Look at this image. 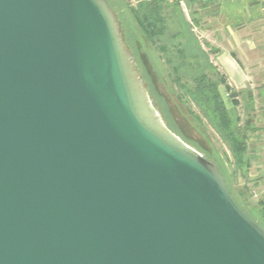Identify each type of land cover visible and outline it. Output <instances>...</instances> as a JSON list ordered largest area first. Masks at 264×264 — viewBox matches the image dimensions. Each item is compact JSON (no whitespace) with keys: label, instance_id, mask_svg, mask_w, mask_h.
I'll return each instance as SVG.
<instances>
[{"label":"water","instance_id":"obj_1","mask_svg":"<svg viewBox=\"0 0 264 264\" xmlns=\"http://www.w3.org/2000/svg\"><path fill=\"white\" fill-rule=\"evenodd\" d=\"M0 264H264L107 0H0Z\"/></svg>","mask_w":264,"mask_h":264},{"label":"rangeland","instance_id":"obj_2","mask_svg":"<svg viewBox=\"0 0 264 264\" xmlns=\"http://www.w3.org/2000/svg\"><path fill=\"white\" fill-rule=\"evenodd\" d=\"M107 1L123 24L127 41L139 63L143 82L155 101V107L161 110L169 129L220 168L239 206L264 228V218L260 212V202L264 204V102L259 95L262 91L260 87L264 85V48L250 53V68L246 67V60L239 57L245 63V68L231 73L224 66L227 59L218 55V52L230 54L233 44L227 40L225 26L221 24L220 30H217L219 26L213 25L217 7L213 1H204L203 5L194 2L189 7L187 1L191 0H181L180 4L177 0H167L164 12L167 34L159 44L149 42L134 20L130 8L136 7L138 0ZM217 22H221V19L218 18ZM257 28L256 24L249 25L247 30L239 32L238 29L235 34L254 35ZM259 30L264 33L262 27ZM261 44L264 45V38ZM161 46L166 49H160ZM232 61L236 63L235 60ZM201 73H207L214 80L223 75L228 78L230 85L244 93L239 98L241 105L233 109L224 87H220L226 101H229L232 117L239 118V125H244L250 113L254 117L252 127L257 130L248 131V152L245 156L248 166H238L229 145L219 137L208 119L189 98L185 99L183 105L178 102L177 97H183L184 92L176 83V75L181 76L183 84H191L192 77ZM248 91L256 96L255 110L250 112L245 107ZM188 109L200 115L203 124L190 116Z\"/></svg>","mask_w":264,"mask_h":264},{"label":"trees","instance_id":"obj_3","mask_svg":"<svg viewBox=\"0 0 264 264\" xmlns=\"http://www.w3.org/2000/svg\"><path fill=\"white\" fill-rule=\"evenodd\" d=\"M196 1L197 0H191V2L187 1L189 3V7H191ZM181 2V0H177V3L180 4ZM166 7L167 0H138L137 6L130 8L138 28L141 30L145 38L153 44H159L161 39L167 34V19L164 15ZM162 48L164 47L161 46L160 49ZM175 72L178 73L177 70ZM176 83L179 85L181 91L184 92L183 97H177L178 102L183 105L185 99L189 98V100L199 108L201 114L206 119H208L210 125L219 135V137L229 145L230 151L232 152L235 162L238 164V166H248V164L245 162V156L248 152V131L257 130L256 128L252 127L254 117L251 116L250 113L244 125L241 126L239 125V118L234 119L232 117L231 109L228 106V102L230 101L233 109L239 107L241 105L239 98L244 93L234 89L228 83V78L223 75H219L218 79L214 80L207 73H201L192 77L191 84H183L181 76L177 74ZM221 86H223L226 91V94L229 98L228 102L220 90ZM246 95L247 97H245V107L249 112L254 111L256 105V96H254L250 91H248V94ZM259 95L262 96V101L264 102V90L260 91ZM187 112L198 123L203 124L202 117L200 115H197L190 109H188ZM235 202L237 203L236 200ZM260 203V212L264 218V204L263 202Z\"/></svg>","mask_w":264,"mask_h":264},{"label":"crops","instance_id":"obj_4","mask_svg":"<svg viewBox=\"0 0 264 264\" xmlns=\"http://www.w3.org/2000/svg\"><path fill=\"white\" fill-rule=\"evenodd\" d=\"M204 1H213V3L216 4V12L214 13L215 22L213 25L219 26L217 30H220L221 24L223 27L225 26L224 29L228 34L227 40L233 44L234 49L232 48L230 54H225L222 51L218 52V55H222L227 59V63L224 64L226 70L231 73H237L239 69L242 70L245 68L243 65L245 63H243L239 57H243L247 62L246 67L250 68L248 64L250 53L252 54L264 48V45L261 44L264 33H261L259 30L261 27L264 30V0H197L195 3L203 5ZM218 18L221 19V22H217ZM253 24L259 27L257 28L258 31L256 34L252 35L251 33H247L246 35L239 36L235 34L238 29L239 32H242L247 30L249 25ZM232 60H235L236 65ZM233 88L235 89V87ZM260 89L264 90V85L261 86Z\"/></svg>","mask_w":264,"mask_h":264},{"label":"built area","instance_id":"obj_5","mask_svg":"<svg viewBox=\"0 0 264 264\" xmlns=\"http://www.w3.org/2000/svg\"><path fill=\"white\" fill-rule=\"evenodd\" d=\"M216 1H223V0H216Z\"/></svg>","mask_w":264,"mask_h":264}]
</instances>
